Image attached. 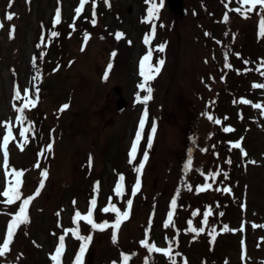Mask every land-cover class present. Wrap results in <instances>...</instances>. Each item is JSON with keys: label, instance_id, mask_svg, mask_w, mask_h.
Masks as SVG:
<instances>
[{"label": "rangeland", "instance_id": "1", "mask_svg": "<svg viewBox=\"0 0 264 264\" xmlns=\"http://www.w3.org/2000/svg\"><path fill=\"white\" fill-rule=\"evenodd\" d=\"M8 3L9 0H0V22L3 23L0 28V122L14 124L13 85L18 84L21 92L30 88L29 81L34 75L31 58L39 57L40 51L46 53L43 61L37 60L42 75L39 103L35 109L26 111L27 119L38 129L36 138L30 139L23 152L15 142L9 145L10 166L26 170L21 189L25 196L32 194L38 185L40 169L33 165L37 153L50 142V133L54 143L52 152L41 159V168L48 169L49 176L41 195L30 205V223L18 231L10 251L0 257V264H52L49 254L54 252L58 237L64 229L75 227L71 218L76 210L86 213L97 181L96 222L114 220V214L100 211L108 204L109 197L121 210L128 198L133 199V205L129 219L121 225L116 245L111 242V229L92 233L93 241L84 264H112V261L119 264L121 252L136 253L129 264H144L148 254L139 241L145 239L150 216L153 222L149 243L167 247L165 237H175L174 251L182 254L176 257L177 264H183L184 260L187 264H261L264 228L254 229L252 225H264V117L250 105L233 104V100L240 98L264 103V89L251 87L253 83H264V76L256 71L236 73V69L245 67L244 60L250 62L247 67L255 69L264 59V39L257 38L259 17L252 13L250 18L242 19L229 11L228 23H221L227 10L225 3L232 9L238 6L236 0H184L186 14L183 17L170 13L164 4L156 21L155 39L148 47L166 43L165 51H154L152 58L153 64L159 59L165 63L151 82L154 92L148 104L149 120L134 164L143 157L153 119L157 131L148 149L141 190L131 197L130 186L135 182V173L131 170L132 178L124 174V195L117 197L114 188L120 170L127 172L133 168L127 163V153L143 110V105L135 104L134 100L141 79L138 62L148 51L142 38L150 32V24L141 23L147 5L144 0H110L111 7H106L103 0H97V25L93 27L89 23L92 12L89 3L76 20V30L72 31L69 25L73 23L79 0H60L62 22L55 29L60 36L48 42L47 32L52 29L57 0H14L10 9ZM6 11L16 14L10 22L4 19ZM160 24L164 27H159ZM13 25L15 32L9 39ZM41 25L47 47L37 49ZM85 31L91 38L82 52ZM117 31L124 33L120 41L114 38ZM69 32L72 33L70 38ZM205 32L211 35L205 36ZM113 51L117 53L115 57L111 56ZM229 51L232 68L225 69L224 54ZM235 53H240V59H235ZM110 61L112 69L104 81L102 77ZM115 87L120 88V96L126 101L122 112L115 108ZM65 103L70 107L59 112ZM202 113L220 119L222 124L212 123ZM225 126L235 131L225 133L222 131ZM18 131L19 127L14 126L17 140L20 139ZM3 132L0 124V138ZM241 137L242 148L247 152L245 158L238 149L229 151V141ZM202 148L208 151L201 152ZM189 155L192 165L185 175L182 166ZM89 156L92 157L91 167ZM227 159H231V165L224 163ZM217 167L227 172L228 178L218 176L213 190L197 194L195 187L205 182L200 172L207 175ZM208 182L212 183L211 179ZM185 185L191 186L193 191L189 192ZM217 187H229L231 192L214 191ZM177 188L180 194L173 217L175 227L165 229L163 222ZM2 190L3 169L0 167ZM207 206L213 212L209 226L215 225L218 234L211 240L206 229L193 239L194 234L184 231L187 221L191 219L193 226L199 228ZM17 207L18 203L9 208L0 204V213L14 212ZM197 210L199 214L193 217L192 212ZM9 219L10 216L0 214V243ZM58 221L60 227H57ZM80 224L82 234H89V226L83 221ZM241 224L243 232L239 231ZM223 225L237 231L221 232ZM65 243L63 264H71L79 242L69 233ZM149 264H168V261L161 254L153 253Z\"/></svg>", "mask_w": 264, "mask_h": 264}, {"label": "snow or ice", "instance_id": "2", "mask_svg": "<svg viewBox=\"0 0 264 264\" xmlns=\"http://www.w3.org/2000/svg\"><path fill=\"white\" fill-rule=\"evenodd\" d=\"M14 0H9L7 7L10 9L13 6ZM91 3V20L89 23L93 27L97 25V0H79V4L74 9V17L73 23L69 25L72 31L76 30V20L81 17L83 10L85 9V5ZM103 3L106 7H111L110 0H103ZM144 3L147 5L146 8V15L142 18L141 23L150 24V32L146 33L142 38V43L148 47L151 44V41L155 39L156 30H157V23L160 19V14L162 8L164 7L165 0H144ZM237 7L229 9L228 4L225 3L224 7L227 9L222 17L221 23H228L229 21V11L235 12L240 18L248 19L250 18V14L255 13L259 17L258 21V31H257V38L264 39V0H236ZM60 0H57V7L55 9L54 16L52 18V29L48 30L47 32V41L51 42L54 38H58L60 33L56 31L57 25H59L61 20V8H60ZM195 14V13H194ZM16 14L10 11H6L4 14V19L7 21H12L15 18ZM159 27H164L163 24H160ZM0 28H3V23L0 22ZM41 35L39 38L38 43L36 44L37 49H41L42 47H47L46 37L44 32V26L41 25ZM15 32V26L13 25L9 29V39L13 38V34ZM72 33L69 32V38L71 37ZM110 35H112L110 33ZM211 34L205 32V36H210ZM225 35H228L226 32ZM91 38L90 34L85 31L83 34V44L81 46V51L85 50V46L88 40ZM104 37H101L103 39ZM114 38L117 41H120L124 38V33L117 31L114 34ZM232 39H235V35L233 34ZM131 44V41H128ZM216 43H220V41H216ZM166 43L159 44L155 46V48L148 47V51L145 55H143L139 62H138V75L141 78L140 82L137 84V93L135 94V104L143 105V110L139 117L138 125L135 131V136L131 141L130 149L127 153L128 160L127 163L129 165H133V172L135 173V182L131 186V197H135L142 187V174L143 169L145 167L146 162L149 158L148 149H151L153 145V139L155 133L157 131V123L153 119L151 121V128L147 132V146L143 151V157L139 160L138 164H134L137 160V153L140 147L142 139L145 137V126L149 120V109L148 104L153 99V92L154 89L151 86V82L154 81L157 76L160 74L161 69L165 63L163 59L157 60L154 64L152 63L153 52H160L163 53L165 51ZM46 53L44 51H40L39 57L33 55L31 58V64L34 71V75L31 77L29 84L31 85L30 88L26 87L21 92V89L18 84L13 85V95H12V107L15 115V122L13 124L12 121H4L0 122L2 124L4 132L2 138H0V153H2V167L3 169V190L0 191V197H3V200H0V204H2L5 208H9L10 206L16 205L18 203V207L14 212H6L0 213L3 215L10 216V219L7 221L6 224V231L2 239V243H0V257H5L6 254L10 251V245L13 243L14 237L18 233V231L30 223L29 217V208L32 202L41 195L43 189L45 188L46 180L48 179L49 172L46 168H41V159L45 158L47 154L52 152L53 143L54 141L51 140V133H50V142L45 145L40 151L37 153V161L33 165V168L40 169L39 172V181L38 185L35 187V190L32 194L25 196L24 193L21 191L24 180L23 177L25 175L26 170H17L10 166L9 162V145L12 142L16 143V147L23 152L28 145L30 139L36 138V133L38 129L36 128L34 122H31L27 119L26 111H31L35 109L40 100V87L39 82L42 79V75L40 69L37 65V60L43 61ZM117 53L113 51L111 53L112 57H115ZM229 55L230 51L224 54V68L231 69L232 65L229 63ZM237 59H240V53H235ZM215 58V57H213ZM71 63V62H70ZM205 63H208L205 60ZM245 67L243 69H236L237 75H241L243 73H249L252 71H256L261 76H264V59H261L255 69L247 67L250 63L247 60L243 61ZM59 68V66H58ZM54 69V71L58 70ZM112 69L111 61L108 63L102 80L107 81L109 78V72ZM15 75V73H13ZM223 80V77H221ZM253 89H264V83H253L251 86ZM143 93V95H141ZM17 102H20L19 105ZM212 103H215L214 101ZM242 104V105H250L253 109L258 110L260 115L264 117V103L256 102L253 103L249 99L240 98L238 101L233 100V104ZM69 104L65 103L58 109L59 112H64L69 108ZM202 115L206 116V118L216 125L222 124L220 119H215L212 115L207 113H202ZM242 118V117H240ZM225 120L228 119L227 117L224 118ZM18 126L19 131V140H17L16 136L13 134V127ZM54 131V130H53ZM222 131L225 133L234 132L235 129L231 126H225L222 128ZM209 138H211V134H209ZM242 140L243 137L240 138L239 141H229V151L233 149H238L240 151L241 157H247V152L242 148ZM215 148V145L212 146ZM201 152H207V148L200 149ZM191 152V149H189ZM215 154V153H214ZM92 157L89 156V166L91 167ZM224 163L231 165V159H227ZM249 163H255V161H249ZM192 165V157L191 155L188 156L187 160L182 166V171L185 175H187L188 171L190 170ZM200 175L205 177V182L202 185H198L195 187V192L197 194L203 193L209 190H213V183L216 182L218 176H223L226 180L228 178V173L223 171L221 168L217 167V169L213 171H209L207 175L203 171L200 172ZM211 179L212 183H209L208 180ZM124 180L125 177L123 174L119 175V179L116 182L114 192L117 197H122L124 195ZM189 192L193 191L191 186L185 185ZM99 190V181L95 182L93 185V193L94 195L88 202L87 211L85 214H82L79 210H76L71 218L72 224L75 227L64 229L63 234L58 237V242L55 246L54 252L49 254V259L52 264H63V257L66 252V243L65 239L71 234V237L79 242V247L75 252V255L72 259L71 264H84V257L87 253L90 244L93 241L94 232H106L107 230L111 229V242L113 245H116L118 242V233L121 229V225L127 221L130 217V210L133 205V199L128 198L126 200V205L123 210L117 207L114 203H112V198L109 197L108 204L100 209L103 213H112L114 214V220L109 222L108 220H104L102 222H96L94 219V211L97 209V199L96 193ZM214 191L223 192V193H230L231 189L229 187L223 188H215ZM180 194V188L176 189V193L173 195L170 204H169V211L167 212L166 219L163 222V227L165 229L169 227H175L174 224V214L177 210V197ZM76 204V201H73V205ZM243 207V205H242ZM199 214V210L193 211L192 216L196 217ZM213 215L210 206H207L205 211L203 212V218L200 220V227H194L193 221L189 219L187 221L188 227L184 230L185 233H192L193 239H195L200 234H204L207 231V234L211 237V240H215L217 233V229L215 225L209 226V217ZM223 215V213H220ZM59 216V213H57ZM83 221L86 225L89 226L90 231L89 234L84 235L82 234V227L80 222ZM152 217H149L148 225L149 228L145 230V239L139 241V244L142 248L146 249L147 256L144 258V264H149V258L152 256L153 253L161 254L163 257L167 258L168 264H177L176 257L181 256L179 252H175L173 248V243L176 242L175 237L169 239L165 237V241L167 242V247H158L155 243H149L148 235L149 230L152 225ZM59 221L57 223V227H60ZM252 227L255 228H264V225H256L253 224ZM221 232H228V231H237L236 229H230L228 225H223L220 229ZM239 231H244V225L241 224ZM55 235V233H53ZM211 242V241H210ZM244 241H241V246L243 250ZM136 253L126 254L121 252L119 264H129V261L135 256ZM246 257L243 254L241 259L244 260ZM19 259V257H18ZM112 264H118L117 261H112ZM183 264H187V261L184 260ZM264 264V261L261 262Z\"/></svg>", "mask_w": 264, "mask_h": 264}, {"label": "water", "instance_id": "3", "mask_svg": "<svg viewBox=\"0 0 264 264\" xmlns=\"http://www.w3.org/2000/svg\"><path fill=\"white\" fill-rule=\"evenodd\" d=\"M166 3L170 12L178 14L179 16L184 14L183 0H166ZM116 105L118 110L121 111L125 107V102L120 98L116 101Z\"/></svg>", "mask_w": 264, "mask_h": 264}, {"label": "trees", "instance_id": "4", "mask_svg": "<svg viewBox=\"0 0 264 264\" xmlns=\"http://www.w3.org/2000/svg\"><path fill=\"white\" fill-rule=\"evenodd\" d=\"M0 199H1V197H0Z\"/></svg>", "mask_w": 264, "mask_h": 264}]
</instances>
